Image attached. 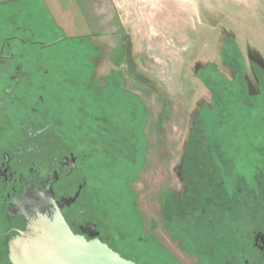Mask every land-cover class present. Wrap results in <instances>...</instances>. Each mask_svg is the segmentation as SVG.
<instances>
[{
	"label": "rangeland",
	"instance_id": "obj_1",
	"mask_svg": "<svg viewBox=\"0 0 264 264\" xmlns=\"http://www.w3.org/2000/svg\"><path fill=\"white\" fill-rule=\"evenodd\" d=\"M183 1L0 0V55L87 79L118 137L85 213L138 264H225L264 199V25Z\"/></svg>",
	"mask_w": 264,
	"mask_h": 264
},
{
	"label": "flooded vegetation",
	"instance_id": "obj_2",
	"mask_svg": "<svg viewBox=\"0 0 264 264\" xmlns=\"http://www.w3.org/2000/svg\"><path fill=\"white\" fill-rule=\"evenodd\" d=\"M42 62L27 53L0 55V264H11L9 241L26 230L21 207L12 200L48 184L55 199L74 197L62 208L74 233L94 237L90 232L95 230L87 226L92 222L98 237L123 254L85 213L95 204L96 159L121 158L111 148L120 147L118 137L109 135L108 119H96L84 109L93 91L87 79H74L63 69L49 71ZM225 264H264V199L251 206V225Z\"/></svg>",
	"mask_w": 264,
	"mask_h": 264
},
{
	"label": "water",
	"instance_id": "obj_3",
	"mask_svg": "<svg viewBox=\"0 0 264 264\" xmlns=\"http://www.w3.org/2000/svg\"><path fill=\"white\" fill-rule=\"evenodd\" d=\"M51 184L44 190L30 187L12 200L20 206L26 220V230L11 238L8 259L11 264H138L124 257L98 237L92 222L90 239L74 233L67 223L62 208L74 197H54Z\"/></svg>",
	"mask_w": 264,
	"mask_h": 264
},
{
	"label": "crops",
	"instance_id": "obj_4",
	"mask_svg": "<svg viewBox=\"0 0 264 264\" xmlns=\"http://www.w3.org/2000/svg\"><path fill=\"white\" fill-rule=\"evenodd\" d=\"M187 8L192 5L191 0L183 1ZM195 9L202 8L204 11H210L212 8L223 10L231 9L232 14L240 22L246 20L244 17H251V22L264 25V0H194ZM190 12V10H188Z\"/></svg>",
	"mask_w": 264,
	"mask_h": 264
},
{
	"label": "trees",
	"instance_id": "obj_5",
	"mask_svg": "<svg viewBox=\"0 0 264 264\" xmlns=\"http://www.w3.org/2000/svg\"><path fill=\"white\" fill-rule=\"evenodd\" d=\"M123 255V254H122Z\"/></svg>",
	"mask_w": 264,
	"mask_h": 264
}]
</instances>
